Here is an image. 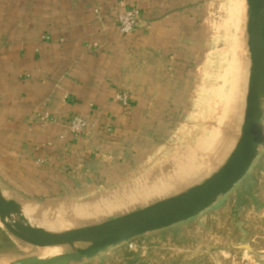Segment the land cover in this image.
I'll use <instances>...</instances> for the list:
<instances>
[{
    "label": "crops",
    "instance_id": "obj_1",
    "mask_svg": "<svg viewBox=\"0 0 264 264\" xmlns=\"http://www.w3.org/2000/svg\"><path fill=\"white\" fill-rule=\"evenodd\" d=\"M190 1L0 0V184L12 197L57 193L112 153L116 133L135 120V99L125 107L118 95L147 92V81L133 87L136 77H159L160 53L184 27ZM129 10L142 20L124 36L117 17ZM46 115L57 123L43 122ZM74 117L87 124L79 140L67 125ZM0 237V253L14 251L1 225Z\"/></svg>",
    "mask_w": 264,
    "mask_h": 264
},
{
    "label": "rangeland",
    "instance_id": "obj_2",
    "mask_svg": "<svg viewBox=\"0 0 264 264\" xmlns=\"http://www.w3.org/2000/svg\"><path fill=\"white\" fill-rule=\"evenodd\" d=\"M234 1L191 0L184 16V27L172 30L173 44L168 54L160 53L159 70L154 69L159 79L136 77L131 80L133 87L135 83L147 81L149 84L143 87L147 92H124L129 105L133 98L136 101L132 113L135 120L134 124L124 126L116 133L118 141L113 154L102 152L99 159L92 162L90 172L79 175L57 193L50 191L46 196L42 193L35 200L20 199V203L41 212L90 204L148 186L163 177L171 164L197 151L200 143L198 150H203L207 144L204 140L211 143L216 119L224 114L220 110L233 97L236 99L229 94L234 84L230 74L231 61L247 44L244 22L247 21V1L239 2L244 4V13ZM157 81L160 87L152 88ZM239 99L235 101L232 113L236 115L233 122L241 120L237 124L240 126L235 128L234 141L226 148L224 157L230 155L241 132L245 107L241 106ZM209 145L205 146L210 148ZM219 163L221 160H214L203 177H195L199 179H192L194 182L176 188L177 191L174 189L139 206L135 204L100 215L97 219L88 218L74 226L98 224L181 193L209 177L215 164ZM199 217L177 228L178 232L175 229L165 234H150L82 264H264V144L246 178ZM15 241L14 251L0 253V257L16 258V261L36 256L30 248L32 246ZM243 245L252 252L236 256L234 251L238 250L237 247H245ZM6 248L0 245V250Z\"/></svg>",
    "mask_w": 264,
    "mask_h": 264
},
{
    "label": "water",
    "instance_id": "obj_3",
    "mask_svg": "<svg viewBox=\"0 0 264 264\" xmlns=\"http://www.w3.org/2000/svg\"><path fill=\"white\" fill-rule=\"evenodd\" d=\"M247 1L250 67L243 123L225 164L202 182L173 196L98 224L54 233L32 225L19 200L0 184V224L16 240L35 248H64L49 258L10 264H82L135 239L200 218L251 171L264 144V0Z\"/></svg>",
    "mask_w": 264,
    "mask_h": 264
},
{
    "label": "bare ground",
    "instance_id": "obj_4",
    "mask_svg": "<svg viewBox=\"0 0 264 264\" xmlns=\"http://www.w3.org/2000/svg\"><path fill=\"white\" fill-rule=\"evenodd\" d=\"M239 2L241 1L240 0L234 1V3H236L237 6L240 8V10L244 13L243 10L244 4L243 2L239 4ZM244 22L246 21L244 20ZM243 30H245L244 26H243ZM236 46H238L237 42H236ZM244 48L241 50V52L240 50H238L236 56L234 55V58L232 59L230 64L231 66L230 74L234 84L229 94L236 96V99L233 97L232 101L230 100L227 104L224 105L223 108L221 107L222 109L220 111L221 113L224 112V114H222L220 118L218 117L216 119L217 121L215 120L216 123L214 124V126L211 124V126L216 128V130L212 129L213 131L211 132V135L213 136L214 134V136L216 137L214 138L213 136L210 138L212 140L211 143L209 142L210 140L208 139H207L208 141L204 140V143L207 142V144H204V148L202 143L203 150L206 147L205 145L211 144L209 145L210 148H208L207 146L206 148L208 149H205V151L200 149L201 151L200 152L198 150V148H201L200 147L201 143H200L199 147L196 148L198 152L194 151L195 153L192 152V154H190L189 156L187 155L188 158H184L179 162L177 161L174 164H171L169 167H167L168 170H166L167 172L163 174V177H160L159 180L154 181L153 184L148 186H141L139 188L126 191L122 194L118 193V195L115 196L105 197L90 204H83V205L67 207V208L59 207L50 210H43L41 212L40 211L36 212L32 209H29L21 205L23 213L27 218V221L34 226H38L49 232H54V233H61V232L69 231L71 229L81 228V227H75L74 225H79L88 218L97 219L98 216L100 215L109 214L117 210L128 208L135 204H138L139 206V204L145 203L153 198H156L157 196L168 194L174 189L175 191H177L176 188L179 189L184 185L186 186V183L188 182L189 183L194 182V180L192 181V179H194L195 177L198 176L203 177L202 176L203 173L206 170H208V168L213 164L214 160H218V161L221 160V163H219V165L215 164L216 167L212 173L218 171L225 164L227 158L229 157V156L224 157L226 156L224 155V153L227 150L226 148L230 147V145L234 141L233 134L235 128L237 126H240L237 124L240 123L241 120L240 121L236 120L237 123L234 121L236 123L235 124L233 120L234 118L236 119L235 117L236 115H233L232 113V109L237 98H240L238 102L241 103V106H243V108L245 107V97L247 93V81H248V73L250 67V53L247 44H245ZM229 96L230 95H228V97ZM234 136H236V134ZM212 145L213 147H211ZM201 157H203L204 160H201ZM198 158L200 161L197 160ZM195 179H199V178H195ZM64 228H67V230L63 231ZM30 248L34 251L36 256L41 258H49L55 255H59L64 250V248H35V247H30ZM9 259L10 258L0 257V264H10L14 262L16 258H14V260L11 259L9 260Z\"/></svg>",
    "mask_w": 264,
    "mask_h": 264
},
{
    "label": "built area",
    "instance_id": "obj_5",
    "mask_svg": "<svg viewBox=\"0 0 264 264\" xmlns=\"http://www.w3.org/2000/svg\"><path fill=\"white\" fill-rule=\"evenodd\" d=\"M140 19L141 13L138 10H129L119 14L117 17V23L121 34L129 35L133 33L135 28L139 25ZM117 99L125 107L129 105L126 93H120ZM42 120L43 122L57 123V120L49 115L44 116ZM67 125L70 127L71 133L76 140H79L86 134L87 124L80 117H74L72 120L67 122Z\"/></svg>",
    "mask_w": 264,
    "mask_h": 264
}]
</instances>
